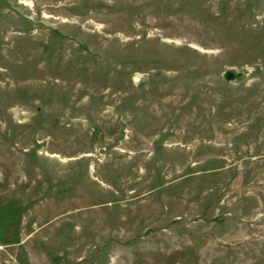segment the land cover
Instances as JSON below:
<instances>
[{
  "label": "rangeland",
  "instance_id": "rangeland-1",
  "mask_svg": "<svg viewBox=\"0 0 264 264\" xmlns=\"http://www.w3.org/2000/svg\"><path fill=\"white\" fill-rule=\"evenodd\" d=\"M0 264H264V0H0Z\"/></svg>",
  "mask_w": 264,
  "mask_h": 264
},
{
  "label": "water",
  "instance_id": "water-1",
  "mask_svg": "<svg viewBox=\"0 0 264 264\" xmlns=\"http://www.w3.org/2000/svg\"><path fill=\"white\" fill-rule=\"evenodd\" d=\"M223 76H224V78L227 79V80H232V79H234L235 74H234L233 72L227 70V71H225V72L223 73Z\"/></svg>",
  "mask_w": 264,
  "mask_h": 264
}]
</instances>
